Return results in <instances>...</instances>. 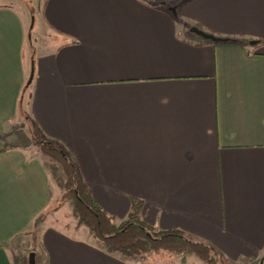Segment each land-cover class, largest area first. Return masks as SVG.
Masks as SVG:
<instances>
[{"label": "crops", "instance_id": "1", "mask_svg": "<svg viewBox=\"0 0 264 264\" xmlns=\"http://www.w3.org/2000/svg\"><path fill=\"white\" fill-rule=\"evenodd\" d=\"M43 1L36 59L29 14L0 7V264H29L13 241L53 203L29 122L118 220L141 200L148 224L264 264V0ZM50 221L36 264H139Z\"/></svg>", "mask_w": 264, "mask_h": 264}, {"label": "trees", "instance_id": "2", "mask_svg": "<svg viewBox=\"0 0 264 264\" xmlns=\"http://www.w3.org/2000/svg\"><path fill=\"white\" fill-rule=\"evenodd\" d=\"M150 3L158 5L157 2ZM219 38V41H238L228 37ZM35 143L49 159L46 166L50 176L63 191V200L70 205L75 219L73 229L85 232L86 237L101 250L126 262H135L147 255L166 251L182 256L195 255L205 264H224L219 252L212 246L189 238L181 230H160L145 222L141 217V200L133 202L127 218L118 220L94 199L78 162L63 145L46 136L35 140ZM59 207L39 213L33 219L31 228L24 233L31 237V252L39 248L43 229Z\"/></svg>", "mask_w": 264, "mask_h": 264}, {"label": "rangeland", "instance_id": "3", "mask_svg": "<svg viewBox=\"0 0 264 264\" xmlns=\"http://www.w3.org/2000/svg\"><path fill=\"white\" fill-rule=\"evenodd\" d=\"M43 0H0V7H4L7 5L15 6L17 9L26 11L29 14V28H30V46L33 50L32 55L34 59L38 58L42 53L49 52L48 45L51 42V35L49 32L42 27V25L35 23L40 22L42 19V4ZM37 20V21H36ZM197 38H202L196 34H193ZM57 40V38H56ZM54 42V41H53ZM52 42V43H53ZM48 49V50H47ZM34 67V66H32ZM32 73V70H31ZM31 73L29 79L31 77ZM29 81V80H28ZM26 108V107H25ZM27 113L23 111L22 113V122L25 123V119ZM27 128L24 131H21L22 139L20 143L24 144L25 141L31 145L30 154L35 155L38 159L43 163L45 169L49 175V179L51 181V188L54 193L53 203L50 208L60 206L57 211L52 215L51 221L49 222V226H55L56 228H63L64 231L69 232L71 235L78 237L80 239L86 238L85 232H77L73 229V225L75 223V219L72 217L70 205L63 200V191L57 185L53 178L50 176V172L48 170L49 159L41 152L38 145H36L35 140L38 141L45 136L41 131L35 129L32 123L29 122L27 124ZM37 130V131H36ZM28 154V153H27ZM123 220V219H122ZM31 237L28 235L22 236V238L15 239L13 245L17 248H23V251H26L27 254L30 255L32 246H31ZM224 264H227V258L223 257ZM139 264H205L203 261L199 260L195 255H186L182 256L179 254H174L170 252H162L160 254H152L147 255L144 259H140L135 261V263ZM232 264V263H231Z\"/></svg>", "mask_w": 264, "mask_h": 264}, {"label": "water", "instance_id": "4", "mask_svg": "<svg viewBox=\"0 0 264 264\" xmlns=\"http://www.w3.org/2000/svg\"><path fill=\"white\" fill-rule=\"evenodd\" d=\"M191 32L192 33H195L196 35L202 37L203 39H206V40H211V41H219L221 38H219L218 36H215L213 34H210V33H207L205 31H202L200 30L199 28L197 27H192L191 28ZM33 66H34V62L32 63ZM34 78V67H32V73H31V77L28 81V84H30L32 82ZM29 264H36V254L35 252H31L30 255H29ZM260 264H263V262H260Z\"/></svg>", "mask_w": 264, "mask_h": 264}]
</instances>
